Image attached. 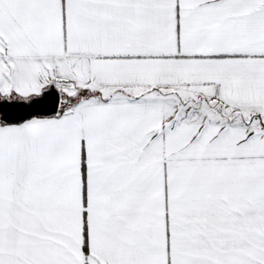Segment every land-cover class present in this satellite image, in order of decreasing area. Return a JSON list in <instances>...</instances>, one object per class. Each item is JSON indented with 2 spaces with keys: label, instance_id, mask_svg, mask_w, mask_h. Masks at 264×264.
<instances>
[{
  "label": "snow or ice",
  "instance_id": "obj_1",
  "mask_svg": "<svg viewBox=\"0 0 264 264\" xmlns=\"http://www.w3.org/2000/svg\"><path fill=\"white\" fill-rule=\"evenodd\" d=\"M0 264H264V0H0Z\"/></svg>",
  "mask_w": 264,
  "mask_h": 264
}]
</instances>
